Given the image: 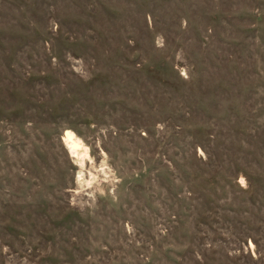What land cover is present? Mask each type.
Masks as SVG:
<instances>
[{
    "label": "rangeland",
    "instance_id": "obj_1",
    "mask_svg": "<svg viewBox=\"0 0 264 264\" xmlns=\"http://www.w3.org/2000/svg\"><path fill=\"white\" fill-rule=\"evenodd\" d=\"M0 264H264V0H0Z\"/></svg>",
    "mask_w": 264,
    "mask_h": 264
},
{
    "label": "bare ground",
    "instance_id": "obj_2",
    "mask_svg": "<svg viewBox=\"0 0 264 264\" xmlns=\"http://www.w3.org/2000/svg\"><path fill=\"white\" fill-rule=\"evenodd\" d=\"M66 137L68 139L69 148L71 152L77 155L82 149L81 141L76 138L75 133H73L72 131H67Z\"/></svg>",
    "mask_w": 264,
    "mask_h": 264
}]
</instances>
